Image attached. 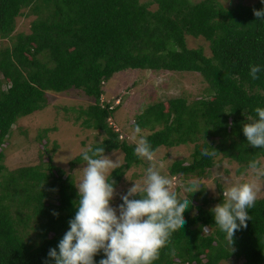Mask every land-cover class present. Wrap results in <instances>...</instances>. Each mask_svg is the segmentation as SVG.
Returning a JSON list of instances; mask_svg holds the SVG:
<instances>
[{"label": "trees", "instance_id": "trees-1", "mask_svg": "<svg viewBox=\"0 0 264 264\" xmlns=\"http://www.w3.org/2000/svg\"><path fill=\"white\" fill-rule=\"evenodd\" d=\"M243 1L226 7L218 0H0V41L11 42L0 43V264H55L48 252L58 251L77 211L74 176L54 163L55 142L50 149L41 145L35 165L10 171L4 165L12 125L44 108L47 91L76 89L93 99L72 111L83 127L102 135L88 149L122 153L120 167L108 177L114 187L128 168L142 162L112 122L120 101L112 105L102 98L103 84L122 70L196 72L207 83L204 96L155 101L134 122L149 130L146 137L155 151L193 144L188 159L170 164L169 175L208 174L215 161L202 156V148L236 161L240 173L250 160L264 157V149L249 145L242 131L247 116L255 118V108H264V19L253 11L264 9V3ZM29 14L35 15L29 32L14 34L16 18ZM186 36L203 37L210 54L189 48ZM250 65L261 67L258 79L251 78ZM82 153L68 161L70 167L84 162ZM192 195L201 202H190L183 213L186 223L153 264H220L232 258L264 264V196L249 209L247 228L235 232L230 246L205 208V189ZM103 258L101 251L95 264Z\"/></svg>", "mask_w": 264, "mask_h": 264}, {"label": "clouds", "instance_id": "clouds-1", "mask_svg": "<svg viewBox=\"0 0 264 264\" xmlns=\"http://www.w3.org/2000/svg\"><path fill=\"white\" fill-rule=\"evenodd\" d=\"M253 11L257 19H264V9ZM260 71L259 65H250L253 80L259 78ZM254 111L255 118L247 116L248 123L242 131L249 145L264 149V108L256 107ZM130 138L135 144L134 155L146 160L149 167L142 183L134 182L120 197L123 202L118 210L110 204L115 182L108 178L120 167L118 159L113 161L106 156L103 147L82 153L85 166L75 184L79 196L77 211L68 222L70 230L59 241L58 251L52 248L48 252L55 264H95L94 257L101 251L106 258L99 264H153L161 249L170 243L172 234L186 223L183 213L190 207L188 196L201 190L200 182L193 178L181 183L179 186L188 193L181 199L173 180L162 174L163 165L156 162V151L139 125L132 129ZM217 153L213 148L201 149L202 156L213 159ZM246 172L248 179L225 187L222 203L211 209L215 226L230 246L235 232L247 228L246 222L251 219L249 209L255 206L261 191L264 163L250 160ZM202 231H209V227L202 226Z\"/></svg>", "mask_w": 264, "mask_h": 264}, {"label": "rangeland", "instance_id": "rangeland-1", "mask_svg": "<svg viewBox=\"0 0 264 264\" xmlns=\"http://www.w3.org/2000/svg\"><path fill=\"white\" fill-rule=\"evenodd\" d=\"M146 1V0H141ZM199 1V0H193ZM222 5L230 7L235 5L239 0H218ZM255 0H244L245 4H251ZM156 8V4H151L150 9ZM26 9H23L25 12ZM35 15H20L16 18L14 34L28 33L30 21ZM0 43L9 45L10 40H1ZM186 43L189 48L202 47L204 53L209 55V43L203 37L186 36ZM207 83L202 79L200 74L187 71H167V70H150V69H127L114 73L110 79L103 84L104 101L116 105L119 101V107L114 113L112 122L121 129L126 136L127 141L134 144L131 140V132L135 127L134 122L137 115L148 105L155 101L166 100L183 96L187 100L200 98L205 95ZM47 101L44 108L37 110L29 115L20 117L11 127V133L6 138L4 146V165L7 170H13L22 165H35L41 157L39 151H43L41 145L50 149L53 143L57 149L53 155V161L64 169L66 173L74 176L75 184L82 177V169L85 162L75 164L70 167L69 160L88 149L92 144L99 142L102 135L92 128H85L76 121L73 108L86 107L93 102V99L87 97L83 92L76 89H69L64 92H46ZM43 129H48L44 134ZM146 136L149 130L141 128ZM42 132V140H38L39 133ZM47 141V142H46ZM135 145V144H134ZM193 144H181L176 147L160 146L156 149V162L162 164V174L173 180L174 186L179 187L178 194L180 198L188 195L179 186L190 179L174 177L169 175L168 167L170 164L181 158L190 156ZM113 161L118 159L122 163V153L111 151L106 154ZM264 163V157L258 158ZM215 163L204 177L196 178L205 189L209 198L205 208L212 209L220 202V195L223 201V189L231 183H239L248 179L247 168L243 172H237L239 164L222 155H217ZM149 163L142 160L128 168L118 184L114 187L115 194L110 202L113 208L118 210L119 205L123 202L121 196L125 195L130 187L135 183H142ZM261 191L257 198L264 196V181H261ZM221 190H220V188ZM194 195L190 194L188 199L192 203L201 202L195 200ZM118 214V211H117ZM210 231V228H209ZM207 231V232H209ZM220 264H241L238 260L221 261Z\"/></svg>", "mask_w": 264, "mask_h": 264}]
</instances>
